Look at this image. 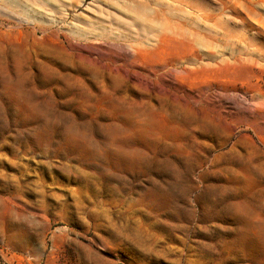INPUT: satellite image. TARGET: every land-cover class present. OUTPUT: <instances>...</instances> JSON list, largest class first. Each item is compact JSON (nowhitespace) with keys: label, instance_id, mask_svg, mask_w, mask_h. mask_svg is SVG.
Returning <instances> with one entry per match:
<instances>
[{"label":"rangeland","instance_id":"rangeland-1","mask_svg":"<svg viewBox=\"0 0 264 264\" xmlns=\"http://www.w3.org/2000/svg\"><path fill=\"white\" fill-rule=\"evenodd\" d=\"M0 264H264V0H0Z\"/></svg>","mask_w":264,"mask_h":264}]
</instances>
